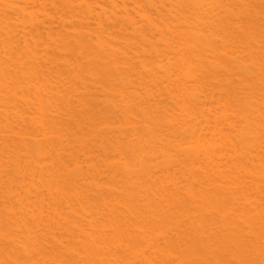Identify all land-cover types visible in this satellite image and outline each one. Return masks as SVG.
<instances>
[{
	"label": "bare ground",
	"instance_id": "obj_1",
	"mask_svg": "<svg viewBox=\"0 0 264 264\" xmlns=\"http://www.w3.org/2000/svg\"><path fill=\"white\" fill-rule=\"evenodd\" d=\"M0 264H264V0H0Z\"/></svg>",
	"mask_w": 264,
	"mask_h": 264
}]
</instances>
